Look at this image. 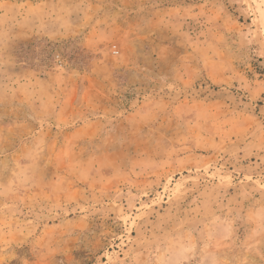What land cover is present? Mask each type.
<instances>
[{
  "label": "rangeland",
  "instance_id": "rangeland-1",
  "mask_svg": "<svg viewBox=\"0 0 264 264\" xmlns=\"http://www.w3.org/2000/svg\"><path fill=\"white\" fill-rule=\"evenodd\" d=\"M264 0H0V264H264Z\"/></svg>",
  "mask_w": 264,
  "mask_h": 264
},
{
  "label": "bare ground",
  "instance_id": "bare-ground-1",
  "mask_svg": "<svg viewBox=\"0 0 264 264\" xmlns=\"http://www.w3.org/2000/svg\"><path fill=\"white\" fill-rule=\"evenodd\" d=\"M261 14L263 15V18H264V11H262Z\"/></svg>",
  "mask_w": 264,
  "mask_h": 264
}]
</instances>
